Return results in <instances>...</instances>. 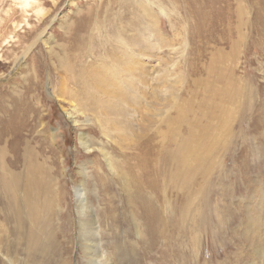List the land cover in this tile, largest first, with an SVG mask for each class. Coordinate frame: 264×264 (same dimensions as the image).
I'll list each match as a JSON object with an SVG mask.
<instances>
[{
    "label": "rangeland",
    "instance_id": "rangeland-1",
    "mask_svg": "<svg viewBox=\"0 0 264 264\" xmlns=\"http://www.w3.org/2000/svg\"><path fill=\"white\" fill-rule=\"evenodd\" d=\"M24 1L0 0V264H87L83 183L113 264H264V0ZM157 23L165 46L141 49ZM138 50L153 89L117 84L144 115L108 140L88 76L123 79L114 64ZM15 115L19 136L3 132Z\"/></svg>",
    "mask_w": 264,
    "mask_h": 264
},
{
    "label": "bare ground",
    "instance_id": "bare-ground-1",
    "mask_svg": "<svg viewBox=\"0 0 264 264\" xmlns=\"http://www.w3.org/2000/svg\"><path fill=\"white\" fill-rule=\"evenodd\" d=\"M30 1L31 0H25L24 6L25 7L30 6L31 5ZM160 8L162 9L163 12L165 11L163 9L164 8L163 6ZM149 30H151V29L149 28ZM149 30H148V32H149L148 34L145 35L143 33L144 34L142 36L143 44L139 43L140 45H138V46L141 47V49H142V47H144V49L151 51V47H152L151 42L153 40L155 42V45L158 47V49H162L166 43H165L164 39L159 34L158 23L155 26H153V30H151V31H149ZM118 43L121 45H123V44L127 45V43L123 40V38H121L118 41ZM169 45H171V44H169ZM128 52H130V51H128ZM137 52H138L137 56L139 59L135 60L134 58L129 56L126 59L118 60L114 64V67L116 69H118L119 71L120 70L122 71V75L124 77L123 79L120 78L121 75L119 77L116 76L117 73H115V72H113L111 75L109 68H107L106 66H104V68H102L101 71H99V72L96 71V74L88 76L89 79H92V80L94 79L93 80L94 83L96 80L97 83H95V84L97 85V87H100V92L102 93V96H108L109 97V99L107 98L109 100L108 102L106 99H105L106 102L100 101V103L98 104V108L96 110V112H97L96 115L98 116L97 121L100 123L98 125H100L103 133L110 138L108 140H111V139L115 140L114 134H117L120 136V138H122L123 141H126V135H125L126 130H125V127L122 125L123 121L125 119L127 120L129 118L128 116H130V118L132 116V118H133L134 115H137V117L138 116L141 117V115L142 116L144 115V111H143V109L141 110L142 107L140 106V104L142 102L139 103L140 99L139 100L136 99L138 101L132 100V99H134L133 96L131 98L128 97L126 94L127 91L123 90L124 88L121 90L119 88V86H117V84H119V83H124L129 87L135 85V87L137 88V86H140L138 84L142 81V82H144V85L142 83H141V85H143L144 88H142L141 90H138V91H140V93L143 96L140 93H139L140 95L139 94L138 95L142 96L143 99L145 98V94H147L146 92L151 87V86H149V83L153 82V81L149 82V80H150L149 79L150 78L149 73L151 72L152 67H150V65H147L148 63H146V61H148L149 59H153V55H151V53L146 54L145 52H143L141 50L140 51L138 50ZM124 55L126 56V54H124ZM133 55H135V54H133ZM118 70H116V72H118ZM155 79H157V78H155ZM132 88L134 89V87H132ZM151 88L153 89V87H151ZM127 89H128V87H127ZM150 93H151V91H150ZM99 95H100V93H99ZM99 95L98 96L95 95V97L96 96L99 97ZM102 96H101V98H102ZM57 99H59L64 104H67L69 106L68 113H66V114H68V116H70V118L74 122L75 126H80V124L82 122L80 123V121L78 120V117L80 115L86 116L85 108L81 107L80 103L78 102L77 95L68 90L67 84L65 83V81L62 82V86H61V88L57 94ZM102 99H104V98H102ZM96 105H97V103H96ZM129 106H130V108H129ZM135 106H137V107H135ZM125 107H126V109H125ZM112 108L114 110H117V113H110ZM101 112L102 113L104 112L105 115H103ZM112 115H114L115 118H112ZM88 121L91 122V120H89V119H88ZM94 121H96V120H94ZM25 126H26V124L23 122L22 117L21 116L18 117L15 115V117L12 118V120H10L9 123L5 126L3 132L6 134L12 133L14 136L15 135L19 136V134L21 133V131L24 129ZM111 126H113V127H111ZM79 140H80V143L83 146L84 150L87 151L88 153H94V152L99 150L102 152V154L104 156L108 157V155H109V157H110V154L107 151L105 152V151H102V150L94 147L93 145H95V144H93V141L89 138V136L86 133L82 132L80 134ZM13 147L17 148L15 146V144ZM109 160H110V162L108 163L109 168L111 169V171L118 174V172H116L117 167L114 163L113 158L110 157ZM81 174L85 177L84 179L87 178V180H88V178H89L88 173L86 172L84 167H82ZM75 190H76V195H77V208H78L79 217H80L79 224L81 226L80 228L82 231V236L84 238L81 241V247L80 248L84 252V258H85L86 263L87 264H113L111 261V253L103 248V244L101 241V227H100L99 220L97 218L95 210L90 206V202L88 199V193L86 190V185L84 183L80 184L76 187ZM14 200L16 201V203L18 202V198H14ZM17 217H18V215H16V218Z\"/></svg>",
    "mask_w": 264,
    "mask_h": 264
}]
</instances>
